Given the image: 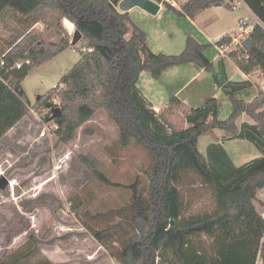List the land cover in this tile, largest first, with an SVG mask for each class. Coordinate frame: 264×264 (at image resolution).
<instances>
[{
	"label": "trees",
	"instance_id": "trees-1",
	"mask_svg": "<svg viewBox=\"0 0 264 264\" xmlns=\"http://www.w3.org/2000/svg\"><path fill=\"white\" fill-rule=\"evenodd\" d=\"M120 1L0 0V142L31 115V109L47 108L44 120L54 123V133L63 143L74 140L80 128L105 110L119 130L118 145L127 148L133 142L141 144L153 162L145 169L147 196L138 195L139 181L133 185L131 222L120 220L91 230L96 240L105 245L120 243V250L113 255L121 264H159L166 260L172 264H264V216L257 208L261 203L259 191L264 188V89L249 100L239 97L237 94L253 87V82L230 79L221 61L213 77L231 100L229 116L220 119L218 99L210 97L188 111L187 126L174 127L143 96L138 87L140 76L148 71L159 78L166 69L189 62L209 69L212 61L205 51L211 44L189 36L178 54L154 52L145 31L130 19L129 12L119 9ZM222 1L187 0L179 9L170 3L167 6L195 18ZM243 1L259 22L246 36L251 44L242 39L227 54L243 73L259 69L264 80V0ZM64 20L82 32L88 49L52 90L32 104L22 86L25 77L73 47L62 33ZM38 24L44 29L37 28ZM51 30L61 33L59 41H46L45 35ZM232 42V36L225 34L216 45L224 49ZM55 98L59 103L54 104ZM179 103L181 100L173 96L169 106ZM56 107L61 110L59 114ZM54 112L56 117H52ZM244 114L253 122L238 124ZM215 129L225 133L222 140H249L261 156L237 165L220 140L209 143L206 152H201L200 137ZM83 133L95 131L86 127ZM181 149L190 153L188 158L180 159ZM81 158L96 177L110 183L92 159ZM184 161H192L210 179L213 203L174 221L178 214L170 211L173 170Z\"/></svg>",
	"mask_w": 264,
	"mask_h": 264
},
{
	"label": "rangeland",
	"instance_id": "rangeland-1",
	"mask_svg": "<svg viewBox=\"0 0 264 264\" xmlns=\"http://www.w3.org/2000/svg\"><path fill=\"white\" fill-rule=\"evenodd\" d=\"M155 1L161 5L157 14L138 6L129 10L130 19L145 31L152 50L178 54L191 36L200 43L211 44L205 53L211 59L212 67L206 69L193 62L184 63L166 69L159 78L144 71L138 81L143 96L161 108L166 107L173 96L184 100V105L172 104L164 111L156 110L163 112L174 127L187 126L185 116L189 109L202 105L210 97L218 99L220 119H226L232 103L213 75L220 70L221 61L230 79L241 80L246 75L226 56L236 47L235 43L221 54L216 41L226 33L233 38L239 37L244 21L245 26L257 22L255 15L247 12L243 0L215 3L200 12L196 19L169 8L167 3L172 0ZM175 1L179 9L187 0ZM37 28L44 29L42 24ZM75 30L73 23L63 21L62 33L71 42ZM45 39L57 42L61 33L51 30ZM88 44L82 37L76 45L25 77L22 86L32 104L59 83L80 60L81 52L88 49ZM252 79L255 87L239 92V97L249 100L261 89L257 87L260 79L263 80L259 69L253 72ZM53 102L57 104L59 100L55 98ZM46 110L31 109V115L12 128L0 142V177L4 175L10 180V185L0 190V264H121L113 255L120 250V243L102 244L91 235V230L120 220L131 222L133 185L137 181L138 195L147 196L145 169L153 162L150 152L136 142L127 148L120 147L119 130L105 110L80 128L74 140L60 142L54 133V123L44 120ZM245 120L253 122L244 114L237 123ZM86 127L95 133L84 134ZM224 135L219 129L202 135L200 151L205 153L209 143L220 140L237 165L261 156L260 150L249 140L236 137L222 140ZM180 151L181 160L190 155L186 149ZM82 155L92 159L110 183L96 177L84 164ZM172 185L170 211L178 214L174 221L207 209L213 203L210 179L192 161L174 167ZM258 207L261 209L260 204ZM159 264L172 262L166 260Z\"/></svg>",
	"mask_w": 264,
	"mask_h": 264
},
{
	"label": "water",
	"instance_id": "water-1",
	"mask_svg": "<svg viewBox=\"0 0 264 264\" xmlns=\"http://www.w3.org/2000/svg\"><path fill=\"white\" fill-rule=\"evenodd\" d=\"M233 1V0H231ZM216 5H221V2H217ZM138 6L144 9L145 11L151 13V14H157L161 8V5L156 2L155 0H121L119 3V9L123 12H128L131 8ZM257 22H259V19L257 18ZM83 37V34L80 30L76 29L74 32L73 40L71 44L74 46L76 45L79 40ZM247 44H251V38H246ZM41 96H38V99ZM58 114L61 112L60 108L55 109ZM57 113L54 112L52 117H56ZM8 185H10V180L2 175L0 177V190L5 189Z\"/></svg>",
	"mask_w": 264,
	"mask_h": 264
},
{
	"label": "crops",
	"instance_id": "crops-1",
	"mask_svg": "<svg viewBox=\"0 0 264 264\" xmlns=\"http://www.w3.org/2000/svg\"><path fill=\"white\" fill-rule=\"evenodd\" d=\"M243 3H244V1H243ZM245 4V3H244ZM175 7H177V6H175ZM245 7H246V10H247V12H249L250 14L252 13V11L250 10V8L245 4ZM129 12V11H128ZM252 15V14H251ZM254 15V14H253ZM198 16V15H197ZM196 16V17H197ZM187 17H189V16H187ZM196 17L195 18H192V19H196ZM256 17V16H255ZM256 19H257V17H256ZM68 21V20H67ZM249 22V21H248ZM254 23H255V21H254ZM254 23L252 24V25H254ZM249 25H251V24H249ZM246 26H248L247 24H246ZM226 34H229V33H226ZM230 35V34H229ZM248 35V34H247ZM246 35V36H247ZM241 37H242V35L240 34V36L239 37H234V38H238V39H241ZM233 38V37H232ZM234 38H233V40H234ZM234 43V41L232 42V44ZM236 45V44H235ZM151 48V47H150ZM228 46H226L224 49H220V53L222 54L224 51H222V50H227L228 51ZM152 49V48H151ZM155 52V51H154ZM229 59H231L229 56H228V54L226 55ZM179 69V68H178ZM174 71H176V70H174ZM143 73V72H142ZM246 75V78L245 79H249V80H251L252 82L254 81L252 78H253V73H251V74H245ZM233 80V79H232ZM241 80H244V79H241ZM254 84H253V86L255 87V82H253ZM259 85L260 86H257L258 87V89H260V88H263L264 89V80H262V79H260V83H259ZM178 97V96H177ZM179 98V97H178ZM180 99V98H179ZM181 100V103H179V104H181V105H184L185 104V101L184 100H182V99H180ZM149 101V100H148ZM152 105H153V108L155 109V110H157L158 112H161V111H164L169 105H170V103L169 104H167L166 105V107H164V108H161V107H158V105H156L153 101H149ZM170 102V101H169ZM178 104V105H179ZM175 105H177V104H175ZM194 108V107H193ZM190 110V109H189ZM259 198H260V200H261V203H260V205H261V209L258 207V205H257V208H258V210L260 211V213L264 216V188L263 189H261L260 191H259Z\"/></svg>",
	"mask_w": 264,
	"mask_h": 264
},
{
	"label": "built area",
	"instance_id": "built-area-1",
	"mask_svg": "<svg viewBox=\"0 0 264 264\" xmlns=\"http://www.w3.org/2000/svg\"><path fill=\"white\" fill-rule=\"evenodd\" d=\"M171 5H173V6H177V2L175 1V0H172L171 1V3H170ZM245 21L243 22V32H242V37H241V39H238V38H234V43L236 44V45H238V44H240L241 43V40L242 39H245L246 38V35L247 34H249L250 32H251V30H252V28H253V25H248V26H245ZM26 63H30V60L29 59H26ZM21 65H22V63L20 62V63H17V67L18 68H20L21 67ZM56 86V84L54 85V87ZM65 84L64 83H62L61 84V87H63V88H65ZM47 111V110H46ZM2 173V172H1ZM0 173V174H1Z\"/></svg>",
	"mask_w": 264,
	"mask_h": 264
}]
</instances>
